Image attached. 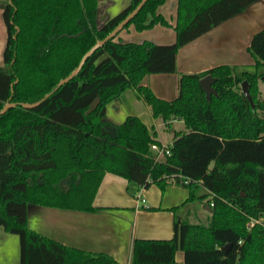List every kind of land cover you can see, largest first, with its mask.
Wrapping results in <instances>:
<instances>
[{"label":"trees","instance_id":"trees-1","mask_svg":"<svg viewBox=\"0 0 264 264\" xmlns=\"http://www.w3.org/2000/svg\"><path fill=\"white\" fill-rule=\"evenodd\" d=\"M142 1L131 0L104 25L99 0L0 1L8 32L0 67V228L20 237L21 264H119L28 227L31 206L103 210L94 201L111 174L145 189L182 186L186 203L199 199L211 211L208 225L178 218L172 239H136L132 264H177L180 251L185 264H264V222L250 229L264 219V29L249 48L261 73L241 81L224 65L184 74L173 101L143 85L147 75L174 74L180 49L260 0H178L175 26L158 13L168 0H149L124 30L173 27L174 44L123 42L118 34L61 85ZM207 76L216 79L211 101L201 86ZM243 81L254 107L238 88ZM129 89L154 119L184 121L188 131L176 133L169 156L157 159L152 146L161 143L139 117L108 119L107 106Z\"/></svg>","mask_w":264,"mask_h":264},{"label":"crops","instance_id":"crops-1","mask_svg":"<svg viewBox=\"0 0 264 264\" xmlns=\"http://www.w3.org/2000/svg\"><path fill=\"white\" fill-rule=\"evenodd\" d=\"M167 3L159 8L158 13L175 26L178 0L171 6ZM130 4L131 0H99L100 25L106 24ZM263 29L264 0H260L243 13L214 26L208 33L180 49L176 56L174 74L147 75L143 85L149 87L157 97L173 101L179 95V81L184 74H201L224 65L230 66L236 79L241 81L244 80L245 73H261L263 69H257L249 48L255 34ZM7 39L4 12L0 9V67H4ZM118 39L123 42L150 41L157 45H172L176 42V32L173 28L156 26L154 29L138 33L131 27L123 30ZM129 116L139 117L163 145L170 146L176 133L188 131L182 120L165 124L159 119H154L151 107L139 97L135 89L125 91L107 106V117L115 124H122ZM158 122H162L161 125L165 127H176L170 142H165L158 136ZM170 187H173L172 192L168 191ZM174 187L182 189L174 184L165 191L157 185L151 186L143 194L146 204L142 205L137 200L139 186L109 174L104 178L94 201V207L103 210L83 212L31 206L28 212V227L66 247L108 255L119 264H132V248L136 239L174 237L175 222L179 218L177 209L180 204L186 203L189 197L187 189L181 195L176 188L175 192L173 191ZM205 210L211 214L207 206ZM21 249L20 237L0 228V264H21ZM176 262L185 264L182 251L176 254Z\"/></svg>","mask_w":264,"mask_h":264},{"label":"rangeland","instance_id":"rangeland-1","mask_svg":"<svg viewBox=\"0 0 264 264\" xmlns=\"http://www.w3.org/2000/svg\"><path fill=\"white\" fill-rule=\"evenodd\" d=\"M168 5L171 6L174 3H176V0H168L167 1ZM131 27L134 28V30L136 31L135 27L132 25ZM129 27V28H131ZM128 28V29H129ZM173 28V27H172ZM137 32V31H136ZM140 33V32H138ZM255 69V67H254ZM255 71V70H254ZM250 72V71H248ZM164 75H171V74H164ZM259 87H260V91H261V97L264 100V80H261L259 82ZM239 90L242 92L241 86H238ZM162 122H158L157 123V131H158V136L161 137L165 142H170L173 139V134H174V130L176 129V127H165L161 125ZM175 186H178L176 184H174ZM182 189L178 190L177 187H174V192H175V188L179 191V193L181 195H183L184 187L182 186H178ZM172 188H169V192H172ZM177 191V192H178ZM145 192V191H144ZM199 194V192H197V195ZM179 195V194H177ZM180 196V195H179ZM206 203V202H205ZM205 203L201 202L199 199L194 200V201H190L187 203H182L179 205L178 209H177V213L179 218H182L184 220H187L188 222L192 223V224H207L210 221L211 218V214L205 210ZM264 222V219H260L259 221H253L254 226L256 224H262ZM254 226L250 227L253 228Z\"/></svg>","mask_w":264,"mask_h":264},{"label":"water","instance_id":"water-1","mask_svg":"<svg viewBox=\"0 0 264 264\" xmlns=\"http://www.w3.org/2000/svg\"><path fill=\"white\" fill-rule=\"evenodd\" d=\"M149 0H143L139 6L123 21L119 24V26L109 35L107 36L104 40L98 42L88 53L87 55L83 58L80 66L70 75L68 76L66 79H64L61 83V85L63 84H67L70 81H72L82 70L84 64L86 63V61L89 59V57H91L100 47L104 46L106 43H108L109 41L113 40L116 38V36L118 34H120L124 28L140 13V11L144 8V6L147 4ZM264 80V79H263ZM216 82V79L213 78L212 76H207L205 78H203L201 80V86L203 88V90L205 91L206 97L208 101H211L213 96H217V92L215 91V89L213 88V84ZM241 89H242V93L243 95L248 99V101L250 102L251 106L254 107V102H253V98L251 96L250 93V88H249V83L247 81H244L241 85ZM39 104H35V105H27V108H34L36 106H38ZM8 107L5 108V110ZM230 246H227L226 249H228Z\"/></svg>","mask_w":264,"mask_h":264},{"label":"built area","instance_id":"built-area-1","mask_svg":"<svg viewBox=\"0 0 264 264\" xmlns=\"http://www.w3.org/2000/svg\"><path fill=\"white\" fill-rule=\"evenodd\" d=\"M152 150L157 154V159L161 160L164 156H169L170 155V147L168 145H153L152 146ZM190 183V181L188 179L185 178H181V184L182 185H188ZM146 189L144 187H140V190L137 194V200L140 204L145 205L146 204V199L144 197V191ZM214 205L212 204L211 207H213ZM254 226V223L252 222L250 227Z\"/></svg>","mask_w":264,"mask_h":264}]
</instances>
